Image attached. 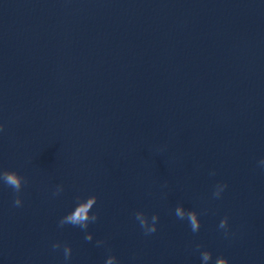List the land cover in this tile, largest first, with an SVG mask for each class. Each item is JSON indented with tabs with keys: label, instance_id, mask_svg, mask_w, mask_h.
<instances>
[{
	"label": "clouds",
	"instance_id": "9594fccd",
	"mask_svg": "<svg viewBox=\"0 0 264 264\" xmlns=\"http://www.w3.org/2000/svg\"><path fill=\"white\" fill-rule=\"evenodd\" d=\"M4 125L0 124V132H3ZM261 165H264V159L260 161ZM0 181H2L7 186L11 187L13 191L17 194L13 204L15 207H20L22 205V199L19 195L23 185L26 183L24 177L19 175L16 171L12 170H3L0 171ZM227 187V184H218L213 192L214 198H219L221 193ZM63 192V185H57L55 191L53 192L54 196H58ZM78 203L74 210L69 212L67 215L62 217L59 221V226L63 227L64 225H72L79 227L82 230H87L90 223H95L98 220V213H94L91 210L94 205L97 203V197L95 195L89 196L87 199L81 200L77 197ZM175 215L178 219L184 220L187 219L193 233H196L200 230L201 222L198 216V213L195 210H186L183 205H178L175 208ZM135 219L139 222L140 227L144 230L145 235H150L157 231V221L159 220L158 214H153L151 216V222L149 217L142 211H137L135 213ZM218 227L225 230V236L228 235V218L224 217ZM84 239L88 242H91L93 235L90 232H87ZM104 243L102 240L96 242L97 246H100ZM62 247L60 242L52 244L53 250L60 249ZM197 250L201 248V245L196 246ZM63 255L64 260L69 261L72 256V248L70 245H63ZM202 264H208L212 259V253L208 250H204L200 253ZM117 258L113 255L108 256L105 261V264H116ZM215 264H229L227 258L220 256L216 259Z\"/></svg>",
	"mask_w": 264,
	"mask_h": 264
}]
</instances>
